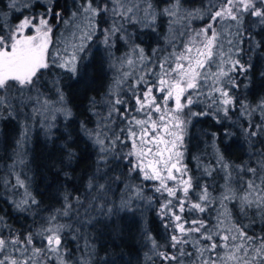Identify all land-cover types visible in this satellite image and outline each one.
I'll return each instance as SVG.
<instances>
[{"label": "snow or ice", "instance_id": "obj_1", "mask_svg": "<svg viewBox=\"0 0 264 264\" xmlns=\"http://www.w3.org/2000/svg\"><path fill=\"white\" fill-rule=\"evenodd\" d=\"M261 89L264 0H0V264H264Z\"/></svg>", "mask_w": 264, "mask_h": 264}, {"label": "trees", "instance_id": "obj_2", "mask_svg": "<svg viewBox=\"0 0 264 264\" xmlns=\"http://www.w3.org/2000/svg\"><path fill=\"white\" fill-rule=\"evenodd\" d=\"M91 74L93 78H95L96 83L92 85L93 88L102 89V85L104 84V79H102L103 73L99 69L98 64H94L91 69ZM255 87L259 86V81L255 82ZM80 85L74 86V91L77 92V98L75 103H81L85 97H83L79 91ZM264 91V89H261ZM95 94V93H89ZM210 131L209 123L205 120L200 124H197L196 127L192 129V134L194 137L202 136L203 131ZM16 131L18 129L13 128L12 126H6L3 128V133L0 134V155L3 154V151L11 145V141L15 136ZM5 140L7 143H5ZM199 143V140L193 139V151H195V145ZM31 147V158L33 160V169L36 174V184L40 186L41 190H45V186L49 183H53V187L48 190V196H45V203H49V197L52 193L55 192L54 186V176L53 171L49 170V167L57 162L58 158V149L55 145L48 143L43 134L39 133L37 130L33 133V138L30 144ZM236 158H239L240 152L238 150H234ZM83 167V165H81ZM46 176L47 180H44L43 177ZM105 242L108 244V251L114 254H123L124 260L121 261V264H138L137 257L140 255L141 249V241H140V229L139 226L130 222L128 219H123L119 221V230L118 234L113 233L111 236H106Z\"/></svg>", "mask_w": 264, "mask_h": 264}]
</instances>
